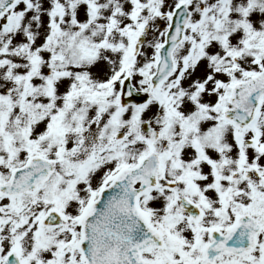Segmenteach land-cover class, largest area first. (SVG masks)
<instances>
[{
    "label": "rangeland",
    "instance_id": "obj_1",
    "mask_svg": "<svg viewBox=\"0 0 264 264\" xmlns=\"http://www.w3.org/2000/svg\"><path fill=\"white\" fill-rule=\"evenodd\" d=\"M28 1L15 12L11 29L0 31V183L31 157L48 159L54 176L36 190L31 205H49L46 194H55L56 188L57 194H66L67 200L58 206L68 223L77 211L75 188L70 191L68 184L74 185L77 175L84 174L78 184L80 213L85 214L98 191L87 190L139 161L142 125L157 117L156 107L121 110L113 101L124 77L132 76L139 89L145 85L144 75L171 9L182 0ZM191 10L190 33L176 61L186 67L184 60L192 59L187 54L193 48L197 58L185 80L174 78L163 88L165 94L174 88L187 93L196 81L205 89L219 80L227 85L245 81L264 70V60L247 53L255 42H264V0H226L223 6L220 0H195ZM147 27L148 41L139 59H134L136 39ZM211 76L217 81H210ZM98 97L108 99L107 104L88 101ZM223 102L217 97V105ZM115 112L118 123L110 125L109 116ZM119 133L125 135L121 140L116 139ZM31 205L29 209L37 214ZM32 227H27L21 241L28 240Z\"/></svg>",
    "mask_w": 264,
    "mask_h": 264
},
{
    "label": "flooded vegetation",
    "instance_id": "obj_2",
    "mask_svg": "<svg viewBox=\"0 0 264 264\" xmlns=\"http://www.w3.org/2000/svg\"><path fill=\"white\" fill-rule=\"evenodd\" d=\"M173 80L144 106L155 105L157 117L143 123L148 129L140 136V159L151 151L160 159L155 188L139 197L142 220L158 234V248L147 250L142 243L128 255L133 264H264V98L255 121L242 127L225 118L233 87L219 80L205 89L196 81L187 93L174 88L165 94L163 88ZM145 84L149 90L147 79ZM217 97L224 102L217 105ZM79 180L68 184L77 200L68 223L58 206L66 194H57L56 188L55 194H46L45 206L31 205L36 190L20 195L0 190V264H87ZM27 227L33 228L31 236L21 241Z\"/></svg>",
    "mask_w": 264,
    "mask_h": 264
},
{
    "label": "water",
    "instance_id": "obj_3",
    "mask_svg": "<svg viewBox=\"0 0 264 264\" xmlns=\"http://www.w3.org/2000/svg\"><path fill=\"white\" fill-rule=\"evenodd\" d=\"M17 0H0V17L3 16L1 15L2 13H6L11 7L14 6V4L16 3ZM190 15L187 14V16H185L184 19V27L182 28L180 26V28L177 26L179 23L177 21L176 23V28L174 29L175 33L172 35H170L168 37V42L167 45L165 46L164 51L167 52V54L170 57V63L168 61L167 56H165L162 60V67L160 65V67H158V73L157 75L154 77L153 83L155 85V87L157 85H159L169 74H170V64H171V54L174 51V49L177 47V45L180 43V41L183 38V32H184V28H185V24L187 23V21L189 20ZM143 40H141V38L138 41V45L136 48V56L138 55L140 48H141V44H142ZM259 85L262 84V82H258ZM148 100V96L144 95L140 92H137L131 85L130 83V79H127L126 83H124L123 86V93H122V98H121V102L122 105H128V104H135V105H139L144 103L145 101ZM143 166L144 164H141L140 166H138L137 168H135L134 170L131 171H124V173H122L119 177L118 180L122 181V179L126 176V181H131V183L133 182L132 180H135L134 183H137L139 181H141V174L143 173ZM30 169L32 170V167H30ZM46 174H44V177H46ZM155 174V172L153 173L151 171V173L149 174L150 176L147 177V180L149 182H147L148 184H146L147 188L148 186H150L152 184V181L156 174L154 175V177H151V175ZM42 178V179H43ZM41 179V180H42ZM40 180V179H37ZM37 180H32L30 179L28 181V183L24 186H21V184H18L17 181L14 180V182L12 183L11 189L13 190L14 193H19L20 191L24 190L25 188H32V186H34L37 183ZM155 180V179H154ZM140 191H137V194H139Z\"/></svg>",
    "mask_w": 264,
    "mask_h": 264
}]
</instances>
